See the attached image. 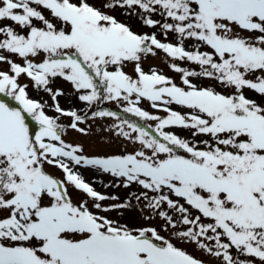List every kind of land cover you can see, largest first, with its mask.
Returning a JSON list of instances; mask_svg holds the SVG:
<instances>
[{
  "label": "snow or ice",
  "instance_id": "obj_1",
  "mask_svg": "<svg viewBox=\"0 0 264 264\" xmlns=\"http://www.w3.org/2000/svg\"><path fill=\"white\" fill-rule=\"evenodd\" d=\"M158 53L179 84L145 71ZM0 64V264H210L184 244L264 264V0H0ZM57 78L83 108L61 107ZM96 120L131 150L65 139ZM96 184L137 190L121 201ZM133 208L141 223L106 215Z\"/></svg>",
  "mask_w": 264,
  "mask_h": 264
},
{
  "label": "rangeland",
  "instance_id": "obj_2",
  "mask_svg": "<svg viewBox=\"0 0 264 264\" xmlns=\"http://www.w3.org/2000/svg\"><path fill=\"white\" fill-rule=\"evenodd\" d=\"M118 18H120L121 20L126 19L124 16H122L120 14V12H117ZM154 18H159V17H154ZM134 25H137L138 27V21H136L135 19H133L131 21ZM4 23H12L11 21H5ZM143 31H152L151 29L148 28H144ZM159 38V37H158ZM169 39H173L172 34H169ZM143 66L145 71H148V69L150 67H156L160 70H162V72L167 75L172 77L175 82L177 84L180 83V74L174 72L173 70H171L168 66V62L164 56L163 53H158L156 56H149L147 57L144 62H143ZM184 66H188V67H195V65H191L190 62L185 64ZM0 69L3 70H7L8 69V65L7 64H0ZM126 71H128L129 73H132L133 69L132 66L129 65L128 68L126 69ZM198 83H203L205 85H215L217 87V90L219 91H226L225 89L221 88L219 85L216 84L215 81L212 80H208V79H201L199 81H195ZM21 83H27L29 85V95L32 98H38L39 100H41V102H45L47 101L48 105H52L53 101L50 95H48L47 93L43 92V91H37L33 88L32 86V82L27 78V77H21ZM54 90L55 88L59 87L62 88L64 90L65 95L58 97L59 102L61 107L63 108H69V107H78V108H83L84 105L81 104L75 97V95L73 94V90H72V86L71 84L63 81L62 78H57L53 84L51 85ZM247 94L253 98L256 99H260L259 97L256 96V94L254 92H247ZM100 108H104V107H108L111 108L112 110H116V111H120L121 115L130 119V120H134L140 124H145V123H155V122H145L140 120L139 118L131 115V114H126L123 113L122 110L120 108H117L114 104L110 103V102H105L104 104L99 105ZM143 107L145 109H148L149 111H155L153 109H151L149 107V103L147 101L144 102ZM175 107V106H173ZM46 112L49 115L55 116L56 113L48 108H46ZM160 115H163V113H159ZM62 123H68L67 118H62L61 120ZM89 123L91 124V129L88 132L87 135L84 134H80L78 132L75 131H69L68 134L65 136V139L68 141H72L74 143H80L84 146L85 152L89 155H93V154H112V153H119L125 149L127 150H131L132 145L128 144L125 140H123L121 137H118L114 134L113 131L111 130H102V129H109L110 124L112 123L111 120H96V121H89ZM83 126V125H82ZM175 131L180 132L183 135H189L190 133L185 132L184 130H180V129H175ZM46 167L48 168V171L55 174L58 177H63V174L57 170L56 168L53 167H49L46 165ZM81 171L84 173V177L87 181L91 182L93 177L96 176V173L91 172L90 170H84L81 169ZM105 183H107L108 181H114V178L111 177L110 175H105L103 178ZM96 187L97 191H102L103 193L109 194V195H116L118 197H120V200L123 201L129 192L131 191H136L137 190V186L133 185L131 188H124L123 186L120 187H109V188H104L102 185L100 184H96L94 185ZM82 195V194H79ZM105 204H112V203H116V201H112V200H108L104 202ZM123 211V216L120 217L118 216V213L113 211L110 213H106V215H108L109 217H115L121 220V222H127L129 224H133V223H141L142 222V218L140 217L139 213L136 211L135 208H133L132 210H122ZM104 214V213H102ZM153 223H159V220L157 219L156 221H153ZM165 235H167V233H163ZM181 247H184L187 249V251L192 254L194 257L200 258L206 262H210V264H219V261L216 260L214 257L209 256L208 254L204 253L203 251L199 250L195 244H184V245H180ZM243 258V257H242ZM257 264H259V262L257 261Z\"/></svg>",
  "mask_w": 264,
  "mask_h": 264
}]
</instances>
